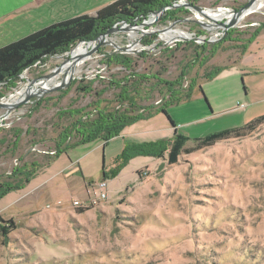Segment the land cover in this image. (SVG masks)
<instances>
[{"label":"rangeland","instance_id":"1","mask_svg":"<svg viewBox=\"0 0 264 264\" xmlns=\"http://www.w3.org/2000/svg\"><path fill=\"white\" fill-rule=\"evenodd\" d=\"M248 1L195 0V4L239 10ZM165 16L145 29H163L189 15L179 8L172 19ZM204 21L209 22L206 17ZM142 23L137 24L141 27ZM262 24L264 9L232 29L234 42L222 44L227 38L223 29L208 32L196 23L169 27L172 32L193 36L202 32L212 42L166 43L159 33L149 36L147 42L137 44L141 53L121 54L132 59L131 70L106 65L105 55L115 51L113 46L99 45L92 57L91 48L85 46L82 55L87 50L88 58L79 65L80 74L70 85L42 98L46 101L41 106L37 107L38 102L25 105L1 120L0 183L16 182L12 178L16 169L36 170V177L25 189L0 199V225L15 223L14 229L11 224L6 226L11 231L8 237L0 229V264H264V124L246 130L242 137L183 154L176 165H168L165 158L144 156L125 164L123 152L129 144L172 138L168 118L153 110L151 117L127 127L107 143L97 140L73 146L58 159L51 156L61 129L70 122L59 120L58 111L87 106L91 111L95 104L115 109L119 89L110 82L125 78L141 92L138 102L142 107H159L167 92L155 77L174 81L185 71L184 88L195 82L192 98L168 109L172 119L180 122V133L191 139L186 147L194 146L195 139L241 128L261 116L263 98L245 112L240 106L250 100L245 87L252 92L251 98L259 89L261 74L255 68L264 65V56L255 52L245 63L237 62L242 44ZM111 38H119L125 46L133 40L123 32ZM69 57L65 61L51 57L26 71L14 87L0 88V95L8 100L4 103L12 105L17 97L11 98L26 87L36 89L29 80L63 61L70 64ZM217 69H223L219 77L208 79ZM133 74L148 78L141 81L130 77ZM92 82L91 93L77 90ZM130 89L134 93L133 86ZM259 95L264 97V93ZM185 102L193 104L195 111L189 120ZM203 109L213 112L212 117L203 119ZM5 112L0 109V117ZM194 118L197 122L191 123ZM101 182L108 184L107 198L90 204L88 200L99 192Z\"/></svg>","mask_w":264,"mask_h":264},{"label":"trees","instance_id":"2","mask_svg":"<svg viewBox=\"0 0 264 264\" xmlns=\"http://www.w3.org/2000/svg\"><path fill=\"white\" fill-rule=\"evenodd\" d=\"M192 1L195 3V0ZM168 5L170 4L165 0H118L101 9L96 16H82L68 20L7 45L0 49V88L4 86L14 87L20 76L26 71L44 63L53 56L68 51L79 42L91 41L98 38L119 22L125 21L131 26L138 25L137 23L139 22L136 23V19L141 18L140 22H142L151 12L160 10ZM177 10H169L165 18L172 19L177 15ZM262 29H264V24L255 29L250 38L244 41L241 54L259 36ZM201 34L203 33L201 32ZM233 34L234 31L231 30L227 38L220 44L228 41L234 42L232 39ZM151 45H153V42H151ZM198 47L205 49L206 46ZM200 56L198 54V57ZM106 59V65L109 67L116 65L124 67L126 70H131L132 68L133 61L128 56L121 54L106 55ZM222 70L217 69L209 73L207 78L218 77ZM186 76L184 71L174 81L155 77L160 85H163L167 90L158 104L159 107H155V105L148 107L140 106L138 97L141 96V92L138 91L134 83L130 85L129 79L125 78L123 81L110 82L111 85L119 89L117 97L119 105L115 109L101 108L99 104H95L94 109L91 111L88 110L89 106L58 111L59 120L67 118L70 122L61 129L55 144L56 151L51 156H53V159H58L73 146L85 145L97 140L107 143L111 139L119 137L127 127L151 117L153 110L161 111L168 118L171 126L175 128L172 138L142 144H129L123 152V157H126L125 164L134 157L144 156L156 159L165 158L168 165H176L183 154L188 155L195 151L213 147L218 142L230 138L242 137L246 130H254L259 125L264 124L263 115L241 128L225 129L209 134L204 138L195 139L194 146L186 147L191 139L177 130L175 121L168 113L169 107L179 105L194 95L196 88L194 81L189 84L187 89L184 88ZM130 77L138 78L141 81L148 78L145 75L134 74ZM4 82H8V84H3ZM93 83L87 86L79 85L77 90L85 95L89 94L92 92L91 85ZM132 86L134 93H131L132 89L130 87ZM2 97L1 94L0 98ZM45 101H39L36 104L37 107L41 106ZM13 177L17 180L16 182L0 183V199L13 191L25 189L36 177V170L16 169L12 175ZM84 212L85 210H82L81 213ZM9 224L12 225L11 229H14L15 223L13 221L5 222L4 226L0 225V229L5 237H8L11 233L6 227Z\"/></svg>","mask_w":264,"mask_h":264},{"label":"crops","instance_id":"3","mask_svg":"<svg viewBox=\"0 0 264 264\" xmlns=\"http://www.w3.org/2000/svg\"><path fill=\"white\" fill-rule=\"evenodd\" d=\"M116 1L118 0H0V49L56 24L82 16H96L101 9ZM255 52L264 56V29L248 46L247 50L240 55L237 64L245 63L249 55ZM255 70H258L261 74L258 81L259 89L255 92L256 95L253 94L254 97L251 98L252 92L245 87L246 96L250 100L247 99L245 103H241L240 107L243 112L251 106L256 107L261 104L263 102L261 100L264 99V97H261L262 95H259L264 93V65L257 66ZM183 107L185 115L188 117L186 120L194 117L193 104L185 102ZM202 111L203 119L210 118L213 115V112L210 113L209 110L203 109ZM263 115L261 114V116ZM175 116L179 118V115ZM259 117H255V119ZM245 118L244 116L243 120ZM194 122H197L195 118L191 123ZM175 124L180 132V122L178 124L175 122ZM171 129L173 136L175 128L171 126Z\"/></svg>","mask_w":264,"mask_h":264},{"label":"water","instance_id":"4","mask_svg":"<svg viewBox=\"0 0 264 264\" xmlns=\"http://www.w3.org/2000/svg\"><path fill=\"white\" fill-rule=\"evenodd\" d=\"M257 2H258V0H249L248 3L244 7H242L239 10H236L232 7L199 6V5H196L192 2H190V0H176V1H173L170 5L161 8L160 10L151 12L148 16H146L142 25H144V23L147 20H150V19L156 17L158 14H160L161 15L160 18H162L163 16H165L167 14V12L169 10L180 8V9H185L187 15H189V16H184L183 18H179V19L175 20L174 23L165 26V28H163V29H166L169 27H179V25H181L183 23H196L198 25H201L202 27H205V29L209 32V29L207 28V26H205V24L199 23L196 21V17L198 15H205L208 11L221 13V11L223 10V11H226L228 14L226 16L222 17L221 19H217V20L211 19L210 25L216 26V28H219V29H223L224 30L223 36L226 37V36H228V34L230 33V31L232 29L237 28L238 26L243 24L246 21V19H248L249 17H251L257 13H259L260 11H262L264 9L263 8L261 10L255 11L254 7H255ZM205 17H207V16L205 15ZM140 21H141V18H138L135 20L136 23L140 22ZM123 25H126L128 27H124ZM136 27H138V25L131 26L125 21L119 22L115 26H113L111 29H109L105 34H102L98 38L91 40V41L79 42L76 45L72 46L68 51H66L60 55L53 56V58L59 56L65 61L67 55L69 53H71L76 47H78L81 44L82 45L94 44V46L97 44L100 45L103 42H105V40L107 38H109L112 35L117 34V33L123 32L129 36V32ZM163 29L155 28V27H150V28H147L144 30L134 29L137 31L135 36H134L135 37L134 39H136L140 42L146 41V38H148L149 36L155 37V35L160 33ZM178 41H184V42L194 41V42L199 43V44L212 42L211 40H207V35H205V34H201L200 36H193V37L186 38V39H180ZM164 45H166V44H164ZM156 46L157 45H155V47ZM139 53H141V52H139ZM117 54H127V51H125V49H122V48L116 49L113 53L108 54V56L117 55ZM105 57H106V55H105ZM64 61L59 66H57L54 70L48 71V72L42 74L37 79L31 81V84L32 85L38 84L42 79L49 76V74H51V73H60V70H61V67H62ZM22 77H23V74L20 76V78H22ZM3 84H8V82H4ZM68 85L69 84H67L66 81H64L62 78L57 86L50 88L48 90H44L42 92L37 91L35 93L32 92L30 94H27L22 100H20L19 102L15 103V104L10 105V106H8L7 104L4 103L5 102L4 98H0V109H3L6 111L5 114H3V115H6L9 112L12 114L25 105L37 103V102L41 101L42 98H44L45 96H47L51 93L60 92V91L64 90Z\"/></svg>","mask_w":264,"mask_h":264},{"label":"bare ground","instance_id":"5","mask_svg":"<svg viewBox=\"0 0 264 264\" xmlns=\"http://www.w3.org/2000/svg\"><path fill=\"white\" fill-rule=\"evenodd\" d=\"M264 6V0H258V2L256 3L254 9L255 11H258V10H261L262 7ZM228 13L226 11H221V13H217V12H213V11H208L205 15L207 16L206 18L209 20V22H205L204 21V17L205 15H198L196 18L198 20H200V23H203L205 24V26H207V28L211 31L213 30L216 26H212L210 25L211 24V19H221L222 17L226 16ZM161 15L158 14L156 17L150 19V20H147L144 25H142L141 27H136L134 29L136 30H144L145 27L147 25H153L154 23V20L158 17H160ZM209 17V18H208ZM124 27H128L126 25H123ZM133 29V30H134ZM137 31H132V32H129L130 33V38H132V42L128 43L127 46L121 44L119 42V38H107L105 40V42H103L102 44L104 45H110V46H113L116 49H125V51H127V53H137L139 51H141V46H138L137 47V44H141L138 40L134 39L135 37V34H136ZM173 33V34H171ZM160 38L165 41L166 43H171L173 41H176V40H180V39H186V38H190V37H193V35L191 33H188V32H172L170 30H168V28L166 29H163L160 33ZM212 39H215V37H213ZM101 45V44H100ZM87 47V50L88 48L90 47L91 49L89 50V56L92 57V54L95 53L97 50H98V47L99 45H95L94 44H88V45H79L78 47H76L71 53H69L67 55L68 58V62H70V64H63L62 67H61V70L65 67H67L66 69L64 70H60L61 72L60 73H51L49 74V76L45 77L43 81V83L40 81L38 84H35V85H32L31 84V81L29 80V84L30 86H35L37 87L36 89L34 90H31L30 87H26L23 89L22 92H20L19 94L15 95L13 98H11V100H13L14 98H16L11 104H15L17 102H19L20 100H22L25 95L28 93H32V92H37V91H44V90H48L50 88H53L55 86H57L59 84V82L61 81V79L63 78L64 81H66L67 84H71L72 81L77 78L76 76H78L80 74V70L81 68L79 67L80 64L84 63L87 58H88V52L87 50L85 51V53L82 55L84 49H82L83 47ZM146 46V45H145ZM155 46V44L153 45ZM149 49L151 47L148 46ZM82 55V56H81ZM64 71H67V76L66 74L64 73ZM8 101V100H7ZM5 101V102H7ZM10 101V100H9ZM10 106V105H8ZM11 115V113H7L6 115L0 117V121L3 120V119H7L9 118V116Z\"/></svg>","mask_w":264,"mask_h":264},{"label":"built area","instance_id":"6","mask_svg":"<svg viewBox=\"0 0 264 264\" xmlns=\"http://www.w3.org/2000/svg\"><path fill=\"white\" fill-rule=\"evenodd\" d=\"M39 65H36L35 67H38ZM108 188V184L106 182H101L99 184V192L95 194L94 197L89 198V203L90 204H97L100 201H103L107 198L106 190ZM77 205H80L77 202Z\"/></svg>","mask_w":264,"mask_h":264},{"label":"flooded vegetation","instance_id":"7","mask_svg":"<svg viewBox=\"0 0 264 264\" xmlns=\"http://www.w3.org/2000/svg\"><path fill=\"white\" fill-rule=\"evenodd\" d=\"M190 2L194 3L192 0H190ZM195 4V3H194Z\"/></svg>","mask_w":264,"mask_h":264}]
</instances>
